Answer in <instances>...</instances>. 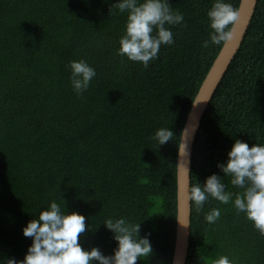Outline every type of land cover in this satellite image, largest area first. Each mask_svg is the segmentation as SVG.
Returning <instances> with one entry per match:
<instances>
[{
  "label": "trees",
  "instance_id": "trees-1",
  "mask_svg": "<svg viewBox=\"0 0 264 264\" xmlns=\"http://www.w3.org/2000/svg\"><path fill=\"white\" fill-rule=\"evenodd\" d=\"M241 0H225L239 8ZM119 0H0V264L23 260L32 243L23 228L52 201L79 212L85 250L113 255L108 218L140 224L152 253L137 264H172L178 217V152L193 101L222 45L210 40L207 12L215 0H169L184 22L167 27L147 68L118 54L127 12ZM85 59L97 75L78 96L69 64ZM159 128L174 135L166 144ZM236 139L264 144V0L202 117L193 147L191 184L224 176ZM234 200V197H233ZM213 208L221 216L210 224ZM185 264H264V235L234 204L209 197L191 203ZM93 264H98L94 261Z\"/></svg>",
  "mask_w": 264,
  "mask_h": 264
},
{
  "label": "clouds",
  "instance_id": "clouds-1",
  "mask_svg": "<svg viewBox=\"0 0 264 264\" xmlns=\"http://www.w3.org/2000/svg\"><path fill=\"white\" fill-rule=\"evenodd\" d=\"M115 7L120 13L127 12L124 34L119 39L118 54L132 62L142 63L147 68L155 61L162 45H172L174 34L168 25L175 26L184 22V16L174 11L169 0H119ZM210 40L203 42L207 49L210 44H228L235 39V25L240 13L231 3L215 0L207 12ZM71 84L78 96L82 95L97 75L95 69L85 59L72 60ZM174 133L168 128H159L154 138L159 145L166 144ZM184 148L181 154H183ZM230 183L242 192L226 191L220 176L212 174L201 186L191 184L186 199L194 203L199 213L209 197L228 204H234L237 214L244 213L254 228L264 235V144L248 143L236 139L228 152L226 163L217 165ZM234 197V200H233ZM221 216L219 208H213L205 219L210 224ZM104 225L114 233L118 242L113 255H104L98 247L85 250L79 238L86 232V218L79 212H63L60 204L52 201L48 208L40 211L38 219L30 220L23 228L25 237L32 243L23 260L11 258L7 264H137L138 260L152 253L147 238L140 237V224L130 223L125 218H108ZM186 225V224H185ZM211 264H234L227 255H220Z\"/></svg>",
  "mask_w": 264,
  "mask_h": 264
},
{
  "label": "water",
  "instance_id": "water-1",
  "mask_svg": "<svg viewBox=\"0 0 264 264\" xmlns=\"http://www.w3.org/2000/svg\"><path fill=\"white\" fill-rule=\"evenodd\" d=\"M258 0H241L240 17L235 25V39L224 44L213 62L207 76L193 101L187 121L183 128L178 152V217L176 242L172 264H185L188 256L191 222V203L186 199V192L191 185V161L196 133L199 129L204 112L215 90L233 57L241 45L253 17ZM184 148V152L183 151ZM186 224V225H185Z\"/></svg>",
  "mask_w": 264,
  "mask_h": 264
}]
</instances>
